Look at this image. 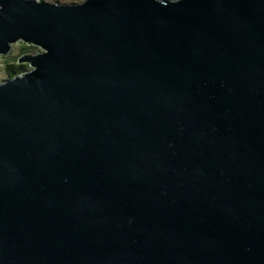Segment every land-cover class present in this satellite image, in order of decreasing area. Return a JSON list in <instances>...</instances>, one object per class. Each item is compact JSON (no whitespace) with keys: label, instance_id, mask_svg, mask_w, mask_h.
<instances>
[{"label":"water","instance_id":"1","mask_svg":"<svg viewBox=\"0 0 264 264\" xmlns=\"http://www.w3.org/2000/svg\"><path fill=\"white\" fill-rule=\"evenodd\" d=\"M0 264H264V0H0Z\"/></svg>","mask_w":264,"mask_h":264},{"label":"rangeland","instance_id":"2","mask_svg":"<svg viewBox=\"0 0 264 264\" xmlns=\"http://www.w3.org/2000/svg\"><path fill=\"white\" fill-rule=\"evenodd\" d=\"M46 1H50V2L58 1L61 3H71V2H80L81 0H46ZM23 46H30V48L29 49H22ZM38 52H41V49L39 47L32 45V44H27L20 39L14 41V42H11L10 46H9V50L5 54V56L2 53H0V82L8 78V76H6L5 71H4V66L7 62H12V61H14V59L16 57L18 59L23 54H34V53H38ZM26 71L31 72L32 67H30L28 65ZM23 72L16 74V75H20ZM16 75H14V76H16Z\"/></svg>","mask_w":264,"mask_h":264},{"label":"trees","instance_id":"3","mask_svg":"<svg viewBox=\"0 0 264 264\" xmlns=\"http://www.w3.org/2000/svg\"><path fill=\"white\" fill-rule=\"evenodd\" d=\"M58 2V1H56ZM30 46H23L22 49H29ZM25 51V50H24ZM23 51V52H24ZM27 64L26 63H19L17 61V57L14 59V61L12 62H7L4 66V71H5V74L6 76H8V78L16 75V74H19L23 71H26L27 70Z\"/></svg>","mask_w":264,"mask_h":264}]
</instances>
